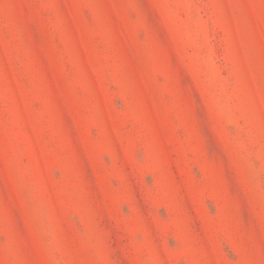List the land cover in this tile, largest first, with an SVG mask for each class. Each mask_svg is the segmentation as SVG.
<instances>
[{
	"label": "rangeland",
	"instance_id": "374dc122",
	"mask_svg": "<svg viewBox=\"0 0 264 264\" xmlns=\"http://www.w3.org/2000/svg\"><path fill=\"white\" fill-rule=\"evenodd\" d=\"M0 264H264V0H0Z\"/></svg>",
	"mask_w": 264,
	"mask_h": 264
}]
</instances>
